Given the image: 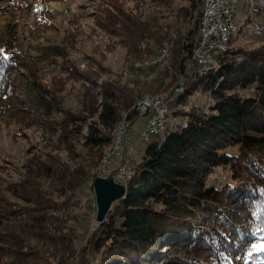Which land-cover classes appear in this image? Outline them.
<instances>
[{
    "label": "trees",
    "instance_id": "trees-1",
    "mask_svg": "<svg viewBox=\"0 0 264 264\" xmlns=\"http://www.w3.org/2000/svg\"><path fill=\"white\" fill-rule=\"evenodd\" d=\"M190 2L192 11L202 4V0ZM25 6L26 15L8 24L0 42V118L16 123L22 132L32 122L31 110L50 116L58 100L19 42L20 23L31 27L47 10L33 3ZM200 21L201 12L197 32L177 39L170 33L157 34V49L149 47L151 55L166 49L168 55L158 65L168 60L165 69L174 71L169 92L164 82L156 92L170 96L178 78L185 79V89L171 100V116L178 123L163 138L149 141L133 167L135 174L127 182L125 196L113 204L92 241L102 256L98 264H264V249L253 251L251 247L264 244V42L243 46L234 44L240 37L234 38L226 52L216 54L221 67L201 76L194 53ZM121 24L136 26L142 35L147 31L125 17ZM50 50L63 57L59 68L66 77L60 81L83 75L70 54L58 52L57 47ZM247 89L253 90L246 94ZM205 90L212 98L210 106L203 107L207 113L194 101ZM134 94L114 82L104 85L100 127L91 123L86 140L100 158L106 147H112L117 125L136 101ZM132 111L127 116H133ZM230 147L237 152H227ZM227 166L228 181L209 187L207 177ZM63 171L62 181L68 177L67 169ZM68 185L74 187L72 182ZM78 191L75 202H80ZM46 218L28 216L33 228ZM5 219L0 214L1 226Z\"/></svg>",
    "mask_w": 264,
    "mask_h": 264
},
{
    "label": "rangeland",
    "instance_id": "rangeland-1",
    "mask_svg": "<svg viewBox=\"0 0 264 264\" xmlns=\"http://www.w3.org/2000/svg\"><path fill=\"white\" fill-rule=\"evenodd\" d=\"M31 3L47 11L31 27L24 21L20 23L19 42L28 60L40 70L43 81L50 83L49 89L56 91L57 109L47 117L31 110L32 122L23 132L16 123L0 118V214L6 217L4 225H0V264H98L102 256L92 241L103 225L96 220L94 180L104 176L102 161L111 145L100 158L86 140L90 124L99 120L103 87L114 82L123 90L134 91L137 101L161 90L158 88L162 82L168 86L174 71L165 69L168 60L157 65L164 63L168 54L151 64L157 66L138 64L149 62L166 50L151 55L152 48L157 49V34L170 33L172 39H177L197 32L203 0L195 11L190 0H0V42L8 32V24L20 22L26 15L25 5ZM246 3L247 0H240L237 6L235 21L240 38L235 37L234 44L256 46L264 42V36L247 34L253 16H249ZM124 17L131 23H140L138 26L147 31L142 35L136 26H124ZM50 47L70 54L79 65L84 64L83 75L66 83L60 81L66 77L59 68L63 57L51 54ZM158 93L163 91L152 94ZM210 100L211 94L205 90L195 102L203 110L206 104L210 106ZM146 122V117L138 118L130 132L131 165L141 159L149 142L143 138ZM157 138L154 135L150 141ZM226 151L236 153L237 148ZM122 163L123 157H113L106 167L112 171ZM65 169L68 177L62 181ZM229 176L230 166L218 167L207 177V185L222 186ZM76 190L80 202L74 201ZM29 214L47 218L38 225L40 228H33Z\"/></svg>",
    "mask_w": 264,
    "mask_h": 264
},
{
    "label": "built area",
    "instance_id": "built-area-1",
    "mask_svg": "<svg viewBox=\"0 0 264 264\" xmlns=\"http://www.w3.org/2000/svg\"><path fill=\"white\" fill-rule=\"evenodd\" d=\"M210 2L211 12L210 18L208 20V27H206V43L204 44L202 51H199L201 54V62H207V69H204V73H207L211 69L212 64H219L218 57H211V49H219L220 53L226 52L225 39L222 37V30L218 26V18L222 17V13H230L231 19L236 18V6H238V0H223V2H227V9L215 8L212 5L211 0ZM262 4L264 7V0L262 1ZM253 29H260L264 36V19H259V23L254 24ZM183 87H185V81L181 76V78H178L175 92L169 97L158 98V100L155 101L141 99L140 102L135 104L134 110L132 111L134 114L133 116H128L126 125L121 128L118 148L115 150V154L112 156V158L123 157V163L119 167L113 169L116 181L127 186L128 167H135V165L128 163V159L131 157L133 151L132 147H128V140L130 132L133 129L134 122L138 118H147L146 126L143 132V138L147 141H150L151 137L156 135L160 126L156 124V114L158 112L164 111L165 108H172L171 100L176 97L178 91ZM111 159L110 161H106V165L111 164ZM106 165L101 171L104 176H106L110 171L107 169Z\"/></svg>",
    "mask_w": 264,
    "mask_h": 264
},
{
    "label": "bare ground",
    "instance_id": "bare-ground-1",
    "mask_svg": "<svg viewBox=\"0 0 264 264\" xmlns=\"http://www.w3.org/2000/svg\"><path fill=\"white\" fill-rule=\"evenodd\" d=\"M211 1H212V5L215 8L227 9V2H223V0H211ZM239 1L240 0H238V3H239ZM262 1L263 0H247L246 4H248V6H249V12H250L249 16H251V17L253 16L252 17L253 18V22H252L253 25L252 26L250 25L251 27L246 29L247 34L250 36H263V32H261L260 29H253L254 24L259 23L260 16H264V7L262 4ZM236 11H237V6H236ZM210 12H211L210 0H203L202 11H201V21H200V28H199L200 29V38H199V43L197 45V48L195 50V59L197 62V68L196 69H197L198 74L201 76L208 74V72H211V70H218L221 67V64L219 61L220 59H218L219 64H212L211 69L207 73H204V69H207V62H201V54L199 51H202V49L204 48V44L206 43V27H208V20L210 18ZM218 26L222 30V37L225 39V47H226V50H228V47L230 46L232 40L235 37H238V35H239L238 25L236 24L235 18L231 19L230 13H222V17L218 18ZM249 31H251V32H249ZM219 52H220L219 49H211V57H217L216 54ZM166 54H168V52L165 50L164 53H161L157 58H155L149 62H144V63L141 62L138 65L141 67H144V65H146V66L150 65L151 66V64H156L161 59L165 58L164 56ZM158 64L159 63H157V65ZM81 67L83 68L84 64H82ZM183 80H185V79L183 78ZM184 89H185L184 87L182 89H180L178 91L177 95L179 93H181ZM175 90H176V88H175ZM175 90L173 91V93L175 92ZM199 95L200 94H198V96H196L195 100L199 97ZM166 97H169V96L165 93L146 94V95L141 96L135 102V104L140 102L141 99H147L148 101H155V100H158V98H166ZM135 104L133 105L132 110H134ZM187 108H188V106L185 107V109H187ZM170 112H171L170 108H165L164 111L158 112L156 114V124L160 125L156 135L160 138H163L165 136L166 132L168 131V129L170 127L172 128L173 126H175L178 123L177 118L174 117L173 119H170ZM175 116L177 117V115H175ZM127 118H128V116H126L123 119V121L118 125V127L115 131L114 139H113V145L111 147V150L106 154V156L104 157V159L102 161L103 166L101 168V171L104 168V166L106 165V161H110L112 156L115 154V150H117V148H118L120 131H121V128L126 125ZM134 174H135L134 168L128 167L127 182H128V180H130L134 176Z\"/></svg>",
    "mask_w": 264,
    "mask_h": 264
},
{
    "label": "water",
    "instance_id": "water-1",
    "mask_svg": "<svg viewBox=\"0 0 264 264\" xmlns=\"http://www.w3.org/2000/svg\"><path fill=\"white\" fill-rule=\"evenodd\" d=\"M94 190L97 199L96 220L102 226L113 204L125 196L126 186L116 181L112 170L106 176L95 178Z\"/></svg>",
    "mask_w": 264,
    "mask_h": 264
},
{
    "label": "snow or ice",
    "instance_id": "snow-or-ice-1",
    "mask_svg": "<svg viewBox=\"0 0 264 264\" xmlns=\"http://www.w3.org/2000/svg\"><path fill=\"white\" fill-rule=\"evenodd\" d=\"M0 51H2V49H0ZM251 247L253 251H259L261 249H264V244H253Z\"/></svg>",
    "mask_w": 264,
    "mask_h": 264
}]
</instances>
